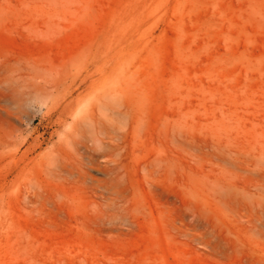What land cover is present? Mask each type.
<instances>
[{
    "label": "rangeland",
    "instance_id": "obj_1",
    "mask_svg": "<svg viewBox=\"0 0 264 264\" xmlns=\"http://www.w3.org/2000/svg\"><path fill=\"white\" fill-rule=\"evenodd\" d=\"M0 264H264V0H0Z\"/></svg>",
    "mask_w": 264,
    "mask_h": 264
}]
</instances>
